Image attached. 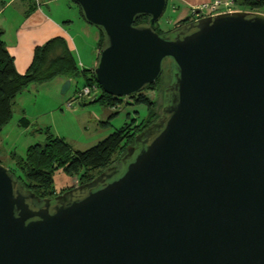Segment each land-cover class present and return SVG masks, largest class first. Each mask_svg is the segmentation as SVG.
Segmentation results:
<instances>
[{
    "label": "water",
    "instance_id": "water-1",
    "mask_svg": "<svg viewBox=\"0 0 264 264\" xmlns=\"http://www.w3.org/2000/svg\"><path fill=\"white\" fill-rule=\"evenodd\" d=\"M71 1L105 35L106 94L140 93L167 60L172 79L161 116L89 183L42 199L0 164V264H264V13L159 35L168 0Z\"/></svg>",
    "mask_w": 264,
    "mask_h": 264
},
{
    "label": "trees",
    "instance_id": "trees-1",
    "mask_svg": "<svg viewBox=\"0 0 264 264\" xmlns=\"http://www.w3.org/2000/svg\"><path fill=\"white\" fill-rule=\"evenodd\" d=\"M237 5L243 7L245 11L264 13V0H238ZM80 12L84 18L81 8ZM149 19L148 16H140L137 18L135 25H148ZM191 21H193L191 17H186L169 31L163 30L158 21L153 28L159 35H169L176 28ZM99 34L98 48L100 51L105 47L106 39L100 30ZM167 61L170 62L172 79L173 63L171 60ZM165 71L164 64L163 73L156 83L146 86L140 93L128 97L134 104L147 107L148 116L141 123L137 124L136 119H132L130 123H126L86 151L74 150L63 138L52 134L51 130L47 128L43 131L46 134L45 144L30 146L25 157L16 160L15 169L20 173L18 176L15 175L17 179L38 197L53 199L55 196L75 187L68 185L62 190L57 189L55 174L58 171H62L68 179L78 178L79 184H85L94 180L105 170L116 166L118 160L134 144L136 135L161 116L162 106L159 107L158 100H153L148 93L161 90L163 92L171 82L170 79L169 83L163 86L162 79ZM79 75L84 76L85 86L101 88L96 81L94 70H83L78 66L73 52L64 38L52 39L42 47H38L30 69L23 75L18 73L14 59L10 55L0 33V132L12 120L14 102L27 87L53 80L58 76H66L70 79ZM96 102L116 108L124 102V98L110 96L101 88L97 99L91 101V103ZM81 105L84 106L85 104L81 103ZM20 123L25 127L31 125L26 118H23ZM11 172L15 174L14 171L11 170Z\"/></svg>",
    "mask_w": 264,
    "mask_h": 264
},
{
    "label": "rangeland",
    "instance_id": "rangeland-1",
    "mask_svg": "<svg viewBox=\"0 0 264 264\" xmlns=\"http://www.w3.org/2000/svg\"><path fill=\"white\" fill-rule=\"evenodd\" d=\"M201 1L170 0L164 16L159 21L161 28L169 31L186 17L196 20L192 8L197 6L192 7V5H200L202 4ZM74 6L79 11V8L76 5ZM236 10L245 11L241 6H236ZM73 14H75L74 11ZM95 32L87 35V43L94 44L95 48L97 44L98 48L99 41L96 43ZM90 50V47L84 49L88 56H92ZM99 52L98 48L97 54L94 56L96 61ZM86 53H83V55H86ZM165 70L162 79L163 86H166L171 79L169 61L165 63ZM89 75L91 74L89 73ZM61 78H65V81H62ZM53 80L30 85L29 98L23 104L18 101L16 107L17 110L20 108L25 111L27 115L22 114L19 117L18 113H15L12 120L0 132V164L14 171L16 176L20 175L18 170L15 169L16 160L25 157L30 146L45 144L46 134L43 131L47 128L51 130L52 134L63 138L74 150L86 151L126 123H130L132 119H136L137 124H139L148 116L146 106L136 105L128 97H124V102L116 108L108 107L101 102L91 103L89 99L78 100L76 92L86 85L85 78L82 75L70 79L66 76H60V79L55 78ZM67 80H71V88L66 94H62L63 86ZM98 91L100 93L101 88ZM148 94L153 100H158L159 107L162 106V90L149 92ZM59 101H61V104H59ZM69 103H72V107H68ZM81 103L85 105L82 106ZM53 107H58V112H55ZM38 113L41 115H38ZM23 118L30 121L31 125L29 127L21 125L20 122ZM78 184V178L68 179L62 171L55 174V186L59 190L66 188L68 185L77 186Z\"/></svg>",
    "mask_w": 264,
    "mask_h": 264
},
{
    "label": "crops",
    "instance_id": "crops-1",
    "mask_svg": "<svg viewBox=\"0 0 264 264\" xmlns=\"http://www.w3.org/2000/svg\"><path fill=\"white\" fill-rule=\"evenodd\" d=\"M204 1L213 0H202L201 2ZM74 5L79 8L71 0H0V33L14 59L18 73L25 74L33 64L36 49L55 38H64L67 41L81 69L94 70L96 68L99 58L97 57V61L94 60L98 51L97 44L96 48L94 44H88L87 35L96 31L95 39L98 43L99 30L86 22L80 8L78 11ZM198 5L193 4L192 7ZM87 47H90L92 56H88L84 51ZM82 51L87 56L83 55ZM56 79H60V76ZM61 80L65 81V78ZM30 87L16 98L13 116L15 113H18L19 117L22 114L27 115L25 111L20 108L17 110L16 107L18 101L23 104L29 98ZM53 110L58 112V107H53ZM38 115L41 114L38 113Z\"/></svg>",
    "mask_w": 264,
    "mask_h": 264
},
{
    "label": "built area",
    "instance_id": "built-area-1",
    "mask_svg": "<svg viewBox=\"0 0 264 264\" xmlns=\"http://www.w3.org/2000/svg\"><path fill=\"white\" fill-rule=\"evenodd\" d=\"M237 1L238 0H213L192 8V11L197 19L205 16H214L221 12L236 11ZM98 95L99 91L96 86H85L77 92L76 98L80 101L85 99L94 101L97 99ZM68 107H72V103H69Z\"/></svg>",
    "mask_w": 264,
    "mask_h": 264
},
{
    "label": "flooded vegetation",
    "instance_id": "flooded-vegetation-1",
    "mask_svg": "<svg viewBox=\"0 0 264 264\" xmlns=\"http://www.w3.org/2000/svg\"><path fill=\"white\" fill-rule=\"evenodd\" d=\"M79 185H81V184H78L77 186H79ZM77 186H75V187H77ZM73 188H74V187H73ZM73 188H72V189H73ZM72 189H70V190H72ZM70 190H67V191H65L64 193H66V192H68V191H70ZM64 193H62V194H60V195H63ZM57 196H59V195H57ZM57 196H55V197H57ZM55 197H54V198H55ZM54 198H53V199H54ZM42 199H46V198H42ZM31 203L34 204L35 202H34V201H31Z\"/></svg>",
    "mask_w": 264,
    "mask_h": 264
}]
</instances>
